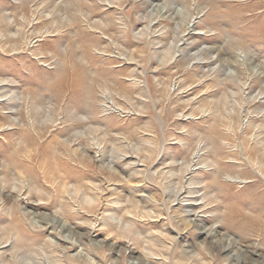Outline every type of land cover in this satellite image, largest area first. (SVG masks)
I'll return each mask as SVG.
<instances>
[{
    "label": "rangeland",
    "instance_id": "374dc122",
    "mask_svg": "<svg viewBox=\"0 0 264 264\" xmlns=\"http://www.w3.org/2000/svg\"><path fill=\"white\" fill-rule=\"evenodd\" d=\"M0 81V264H264V0H0Z\"/></svg>",
    "mask_w": 264,
    "mask_h": 264
},
{
    "label": "bare ground",
    "instance_id": "6f19581e",
    "mask_svg": "<svg viewBox=\"0 0 264 264\" xmlns=\"http://www.w3.org/2000/svg\"><path fill=\"white\" fill-rule=\"evenodd\" d=\"M59 55V54H58ZM74 60V59H73ZM74 64V63H73ZM72 65V64H71ZM74 65H76V64H74ZM73 66V65H72ZM74 69H77V68H75V67H73ZM78 72V71H77ZM73 73H76L75 71L73 72ZM77 77V76H76ZM80 78H82V77H80ZM79 78V79H80ZM74 79H75V77H74ZM84 81V80H83ZM75 83V82H74ZM83 84V83H82ZM81 84V85H82ZM84 85V84H83ZM1 86H5V84H3L1 81H0V87ZM78 87V86H77ZM76 122V121H75ZM80 122V121H79ZM44 124V123H43ZM46 124V123H45ZM189 214V213H188ZM71 228V227H70ZM74 228V227H73ZM75 233V232H74ZM136 244H138V243H136ZM129 253H131V251L129 252ZM144 257V256H143ZM136 260V259H135ZM137 263L138 264H153V261L151 262V261H149V260H147V258L146 259H141V260H138L137 261Z\"/></svg>",
    "mask_w": 264,
    "mask_h": 264
}]
</instances>
